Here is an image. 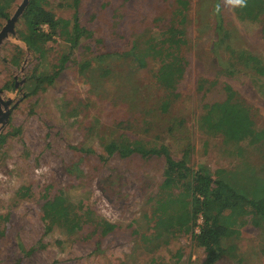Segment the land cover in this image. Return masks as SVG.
Masks as SVG:
<instances>
[{"label": "rangeland", "instance_id": "1", "mask_svg": "<svg viewBox=\"0 0 264 264\" xmlns=\"http://www.w3.org/2000/svg\"><path fill=\"white\" fill-rule=\"evenodd\" d=\"M21 1L5 6L0 30ZM175 1L42 0L69 29L76 14L90 33L73 49L54 35L29 50L21 40L24 19H17L15 34L0 45L1 97L16 103L0 131V264H204L205 251L191 234L156 231L152 211L166 172L163 157L122 158L113 147L124 143L164 145L174 160L186 157L190 169L203 167L213 178L221 172L248 196L264 189V137L227 143L200 126L207 105L224 101L228 86L254 129L264 132V75L241 59L251 55L264 67V4L248 17L237 0H188L186 67L163 112L158 62L147 58L140 67L125 53L139 36L149 40L164 31ZM137 46L146 54L145 44ZM36 79L42 89L34 88ZM60 193L85 221L76 234L52 224L49 202ZM102 220L113 230L102 234L94 225ZM233 228L216 264H264V225L248 216Z\"/></svg>", "mask_w": 264, "mask_h": 264}, {"label": "trees", "instance_id": "2", "mask_svg": "<svg viewBox=\"0 0 264 264\" xmlns=\"http://www.w3.org/2000/svg\"><path fill=\"white\" fill-rule=\"evenodd\" d=\"M15 0L0 1V18H7L4 12L6 5ZM76 3L77 0H74ZM239 10L246 16L255 15L257 9L262 8L264 0H237ZM188 0H176L173 14L167 27L156 38L145 39L139 36L137 42L133 43L131 50L125 56H131L140 67H145L146 59L151 58L158 62L155 80L165 91L166 95L161 102L160 108L168 112L176 95V85L183 76L186 67V58L182 50L187 43V11ZM215 15L219 17V7L214 5ZM264 12V10H263ZM26 32L21 34V40L29 50L38 51V42L49 41L54 35L64 36L71 49L76 48L81 38L90 35L78 24L77 16L72 19L69 29V21L56 19L54 15L42 5V0H29L22 13ZM47 27V32L42 30ZM219 26V25H218ZM260 34L264 40V19L260 28ZM145 44L144 52L137 53V44ZM68 56L62 57V62L67 61ZM241 59L248 64L256 74L264 75V67L260 61L251 55H242ZM62 63V64H63ZM84 68V67H82ZM81 68V70H82ZM45 80V79H44ZM43 80L36 79L34 88H41ZM50 83V81H47ZM228 93L222 102L207 105L206 112L200 119V126L208 133H220L225 142L239 143L245 139L250 142H259L264 137V132H258L253 127L247 108L241 103L234 101L232 90L225 86ZM130 144V143H129ZM122 144L114 146L122 158L139 155L141 157L162 156L166 166L164 178L159 186L158 195L154 201L155 207L152 217L156 221V231L159 234L171 236L174 234H191L195 237L197 244L205 251L204 264H216L223 257V242L232 237L237 231L233 228L238 218H251L254 225H264V189L258 186L248 196L247 193L239 191L224 176L217 172L216 177L203 167L193 171L187 165V159L174 160L164 145L158 148H146L141 143ZM223 174V172H222ZM177 189V194L173 193ZM258 193V198L255 196ZM49 209L53 212L52 224L63 229L68 235L78 233L84 224L80 210L67 193H60L50 202ZM180 217L181 222L173 228L174 218ZM200 220L197 234L192 229ZM94 224L102 234L113 230L114 225L104 220ZM95 228V229H96ZM96 229V230H97Z\"/></svg>", "mask_w": 264, "mask_h": 264}, {"label": "water", "instance_id": "3", "mask_svg": "<svg viewBox=\"0 0 264 264\" xmlns=\"http://www.w3.org/2000/svg\"><path fill=\"white\" fill-rule=\"evenodd\" d=\"M28 2L29 0H22L15 12L6 20L5 25L0 30V45L9 35L13 36L15 34V23L22 15ZM15 87H17V84H15ZM1 95L2 91L0 90V131L7 124L10 111L16 105V103L11 104V99L3 100Z\"/></svg>", "mask_w": 264, "mask_h": 264}, {"label": "flooded vegetation", "instance_id": "4", "mask_svg": "<svg viewBox=\"0 0 264 264\" xmlns=\"http://www.w3.org/2000/svg\"><path fill=\"white\" fill-rule=\"evenodd\" d=\"M15 84H17L16 82L15 83H13V87L15 88V89H19V87L22 85H17V87H15ZM11 104H12V102H11Z\"/></svg>", "mask_w": 264, "mask_h": 264}, {"label": "built area", "instance_id": "5", "mask_svg": "<svg viewBox=\"0 0 264 264\" xmlns=\"http://www.w3.org/2000/svg\"><path fill=\"white\" fill-rule=\"evenodd\" d=\"M200 221V220H199Z\"/></svg>", "mask_w": 264, "mask_h": 264}]
</instances>
